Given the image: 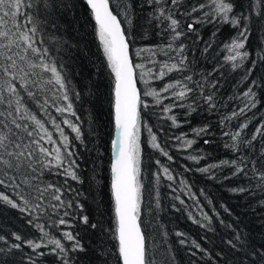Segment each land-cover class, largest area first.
Masks as SVG:
<instances>
[{
  "label": "snow or ice",
  "instance_id": "snow-or-ice-1",
  "mask_svg": "<svg viewBox=\"0 0 264 264\" xmlns=\"http://www.w3.org/2000/svg\"><path fill=\"white\" fill-rule=\"evenodd\" d=\"M86 8V14L79 27L85 31L94 20L93 33L102 47L105 58V67L110 69L114 77V126L118 131L116 138L111 140L113 159L110 162V191L114 202V224L107 229L99 223H91L87 215L79 217L83 225L93 230L100 229L101 235L105 233L111 241H115L116 264H155V258L148 246V233L145 231L147 223L143 219L144 207H147L152 218L155 219L162 211L159 194L153 201L150 197L153 187L142 183L141 178V128L144 126L150 134L149 143L153 149H159L169 161L171 155L156 142L157 136L152 129L147 127L144 111L150 106L144 97H155V103L160 105L162 99H172L171 104L163 105L161 111L170 113L173 108H186V116L196 112L198 102L203 101L208 111L216 109L214 102L215 93L204 94L205 85L199 81L195 87H190L193 82L192 76H184L183 79L165 83L159 90L150 86L141 90L138 82L149 84L146 77L154 80H163L172 72H183L188 59L186 55L187 45L181 38H187L189 33H195L197 39H202L198 34L197 24L209 23L217 25H230L236 29V35L230 43L225 42L223 47L230 53L224 57V63L231 62L233 70L242 67L245 61L251 60V67L245 72V79L252 75L253 71L264 64V0H248L247 8L243 0H203L192 4L190 9L185 0H80ZM143 9L149 7L151 11L146 13L145 28L141 33L142 39L149 36L148 28L155 27L157 34L167 38V43L133 48L134 21L136 19L135 7ZM210 11H205L206 8ZM74 3L69 0H0V186L4 189L11 188L23 204L17 203L8 195L0 192V203L12 209H18L21 213L27 212L32 216L28 224L34 226L41 233L39 242L35 240H23L20 235L13 233L12 236L18 243L8 245L7 238L0 235V242L7 247H0V261L8 264V258L14 256V251H22L27 246L36 256H52L59 264H73L70 252H83L84 247L77 238L78 233L73 235L71 231H62L60 238H49L50 233L45 230L44 224L38 223L42 217L51 220V227L67 228L71 224L72 209L83 210L79 197L83 193L73 188L69 180L83 184L84 180L79 175V154L75 151L74 141L82 140L80 126L70 118L65 117L60 122L49 111L54 106L55 112L62 116L69 113L76 115L74 103L81 99V92L72 84L71 75L67 70L66 62L61 53L67 54L69 48L77 49L78 44L59 38L56 46L48 44L45 30L52 28L58 31L62 27V21L66 14L73 12ZM237 8L242 9L237 11ZM193 13H202L198 18L187 24V32L184 30L181 19L177 16L189 18ZM74 23L77 21L74 20ZM66 32V28L64 29ZM260 33L257 44L248 50L246 45L250 37ZM216 33H213L215 36ZM83 38V37H81ZM212 47L211 42L203 49L207 53ZM175 53V58L170 54ZM162 54L172 60H156L157 55ZM137 60L141 62H137ZM146 65H151L147 67ZM222 66V65H221ZM139 70V71H138ZM214 68L213 72L218 71ZM210 76L211 73H208ZM264 80V76L261 77ZM207 80V76L204 77ZM252 86L259 87L257 80L251 81ZM250 86L243 97L246 102L239 112L233 111L231 116L222 117L220 123L243 115L246 111L256 108L259 100L253 87ZM212 88L216 87L212 83ZM179 89V91H177ZM199 92V95L196 93ZM161 93H170V96L162 97ZM193 97L192 103L177 104L176 101H185ZM43 97V100L41 99ZM29 102L35 105L37 112H33L28 106ZM66 102V103H64ZM39 113L47 115L45 121ZM173 125H177L175 115L168 116ZM27 121H31L29 124ZM48 124L52 128L49 130ZM61 124L75 133L70 141L69 135ZM210 125L194 128L193 133L199 137L207 133ZM247 123L241 124L240 128H247ZM53 132L58 134L53 138ZM187 134H182L186 136ZM224 136H230L233 143L225 144L224 147L233 152H238L240 146L236 143L240 132H224ZM264 138V123L256 127L251 139L242 143L253 149V141L257 137ZM182 137H176L181 140ZM195 141L185 139L184 146L191 147ZM205 143L209 141L205 140ZM47 145H52L48 147ZM71 145V149L70 146ZM203 157L189 156L188 159L198 162ZM259 162V166H258ZM158 170L155 173L157 181L166 176L172 181L175 177L168 167L156 160ZM249 165H251L249 167ZM231 167L234 171L230 177L243 175L246 179L256 182V187L264 191V143L261 145L260 154L256 159L241 157L239 161H220L197 170L204 174L212 173L210 178H215L213 169L219 167ZM45 174L53 177L45 180ZM62 178L61 180L55 179ZM184 183V181H181ZM230 191L243 193L248 188H232ZM71 194L72 198H67ZM179 199V197H176ZM181 204L184 201H180ZM259 206L264 207V200L259 201ZM175 207V205H173ZM55 216L56 219H52ZM191 216V214H190ZM204 219L211 220L207 213H203ZM200 224V221L194 220ZM202 227L206 226L201 224ZM235 231V230H234ZM177 236L184 233L177 232ZM62 240L71 242V247L66 248ZM184 245L186 241H179ZM197 251L204 252L200 244L191 242ZM234 254L233 258L226 257L224 253L216 255L217 260H223L225 264H264V243L253 244L246 236L235 231L234 240L226 241ZM51 246V247H49ZM41 248L48 249L46 252L38 251ZM195 255V253H192ZM101 256L102 264H108L107 257L111 252L105 251ZM20 264H36L31 255Z\"/></svg>",
  "mask_w": 264,
  "mask_h": 264
},
{
  "label": "trees",
  "instance_id": "trees-1",
  "mask_svg": "<svg viewBox=\"0 0 264 264\" xmlns=\"http://www.w3.org/2000/svg\"><path fill=\"white\" fill-rule=\"evenodd\" d=\"M117 0H113V3ZM203 2V0H185L187 7H182V11L190 9L192 4ZM74 3L73 12L65 15L62 21V27L58 31L52 28L45 30V36L48 44L56 46V40L64 38L73 44H78L77 49L69 48L67 54L61 53L66 62V67L71 75L73 86L81 92V99L74 103L76 117L65 113L63 116L55 112L54 106L49 107V111L57 122L65 117L70 118L77 123L82 132V140L74 141L75 151L79 154L78 163L80 164L79 175L84 180L79 184L69 180L71 186L83 193L79 197V202L83 205V210L72 209L71 224L73 227L60 228L51 227V220L42 217L38 223L44 224L45 230L50 233L49 238H60L62 231H71L73 235H78V239L84 247V251L70 252L73 264H102L101 256L98 253L105 251L111 252L112 255L107 257L108 264H116L115 249L107 234L101 235L100 229L93 230L83 225L79 217L87 215L91 223H99L105 229L110 224H114V202L110 191V162L111 140L114 135V94L113 85L114 77L110 69L105 67V58L102 47L99 46L98 40L93 33L94 20L90 21V26L85 31L79 27L82 22L86 8L80 0H69ZM244 7L247 8L248 0H243ZM135 7V4H134ZM206 8L205 11H210ZM242 9L237 8V11ZM136 19L134 21L133 48L162 45L167 43V38H162L157 34L153 26L148 28L149 36L147 39L141 38V33L145 28L146 13L151 9L145 6L143 9L135 7ZM202 13H193L191 17H180L184 30L187 32V24L193 19L198 18ZM74 20L77 23H74ZM198 34L202 39H197L195 33H189L187 38L182 37L181 41L187 45L186 55L188 57L187 67L183 72H172L165 76L163 80H154L150 77L149 84L145 85L138 82V88L142 91L149 86L159 90L165 83L183 79L184 76H192L193 82L190 87H195V82L199 81L205 85L204 94L215 93L214 102L217 107L213 111H208L207 105L202 100L198 102L196 112L186 116V108L175 107L170 113L161 111L163 105L171 104L172 99H162V103L157 105L155 97L141 96L143 101L149 104V108L144 111L147 127L152 129V133L157 136V143L173 157L171 161L163 156L159 149H153L148 142L150 134L144 126L141 128V178L142 183L146 186L153 187L154 191L150 197L153 201L156 194H159L162 211L153 219L147 207H144L143 219L147 223L145 231L148 233V246L151 249L155 264H225L223 260H217L218 253H224L226 257L233 258L234 254L226 241L234 240L235 231H239L242 236H246L253 244L259 245L264 243V207L259 206V201L264 200V191L256 187L254 180L246 179L242 174L239 176L227 178L234 171L233 168L223 166L213 169L215 178H210L212 173L204 174L197 169L212 164H219L220 161H232L241 157L247 159H256L264 143V138L257 137L253 141V149L248 148L242 142L251 139L256 127L264 123V64H260L248 79H245V72L251 67V60L245 61L242 67L235 70L231 67V62L224 63V57L229 55L223 45L231 41L236 35V29L230 25H220L217 31V25L203 23L197 24ZM66 28V32L65 29ZM216 33L213 36V33ZM260 33L250 37L246 45L251 50L256 44ZM83 37V38H81ZM211 42L212 47L207 53L203 49L207 43ZM175 58V53L170 54ZM156 60H169L162 54L155 57ZM137 62H141L137 60ZM222 65V66H221ZM151 67V65H146ZM214 68L218 71L213 72ZM139 71V70H138ZM208 73H211L209 76ZM207 76V80L204 77ZM257 80L259 87L252 86L251 81ZM212 83L216 84L212 88ZM252 86L253 91L259 100L256 108L246 111L243 115L225 120L220 123L222 117L231 116L233 111L239 112L246 102L243 93ZM179 91V89H177ZM199 95V92L196 93ZM162 97L170 96V93H161ZM43 100V97L41 98ZM193 97L185 101H176L177 104L192 103ZM66 103V102H64ZM35 113L38 110L35 105L29 102L28 105ZM175 115L177 125H173L168 116ZM39 116L45 121L47 115L39 113ZM31 124V121H27ZM247 123L248 127L241 129L240 125ZM204 125H210L207 133L197 137L193 133L194 128H200ZM51 130V124L47 125ZM65 133L69 135L70 141L73 140L75 133H72L66 125L61 124ZM239 131L240 136L236 143L240 146L238 152H233L224 147L233 141L230 136H224V132L235 133ZM182 134H187L182 137ZM58 134L53 132V138L57 139ZM176 137H182L177 140ZM185 139H192L195 142L191 147L184 146ZM205 140L209 143H205ZM57 143L60 141L57 139ZM52 147V145H47ZM71 149V145L69 146ZM203 157L198 162L189 160V156ZM156 160L168 167L174 180H167L166 176H161L157 181L155 173L158 170ZM251 165H249L250 167ZM259 166V162H258ZM264 170V169H262ZM45 180H52L53 177L45 174ZM61 180L62 178L56 177ZM184 181V183H181ZM248 188L247 192L234 193L232 188ZM0 192L8 195L11 199L19 204L22 201L16 196L15 191L11 188L4 189L0 186ZM179 197V199H176ZM71 199V194L67 195ZM184 201L183 204L180 201ZM175 205V207H173ZM203 213L211 217L210 221L204 219ZM191 214V216H190ZM32 216L29 213H21L18 209H12L0 203V235L5 236L8 245L18 243L12 236L16 233L23 240H35L39 242L41 233L34 226L28 224ZM52 219H56L52 216ZM194 220L200 221V224L194 223ZM201 224L206 225L204 227ZM235 230V231H234ZM184 233V236H177L176 233ZM184 239L186 243L181 245L179 241ZM195 241L200 244L204 252L197 251L191 243ZM66 248L71 247V242L62 240ZM0 247H7L4 242H0ZM51 247V246H49ZM48 249L41 248L38 251L46 252ZM192 253H195L193 255ZM31 255L36 264H59L52 256H36L30 248L23 246L22 251H14V256L8 258V264H20L21 260L27 259ZM0 264H3L0 261Z\"/></svg>",
  "mask_w": 264,
  "mask_h": 264
},
{
  "label": "water",
  "instance_id": "water-1",
  "mask_svg": "<svg viewBox=\"0 0 264 264\" xmlns=\"http://www.w3.org/2000/svg\"><path fill=\"white\" fill-rule=\"evenodd\" d=\"M117 137V129L115 128L113 139ZM113 153H112V159H113Z\"/></svg>",
  "mask_w": 264,
  "mask_h": 264
},
{
  "label": "bare ground",
  "instance_id": "bare-ground-1",
  "mask_svg": "<svg viewBox=\"0 0 264 264\" xmlns=\"http://www.w3.org/2000/svg\"><path fill=\"white\" fill-rule=\"evenodd\" d=\"M117 135H118V131H117Z\"/></svg>",
  "mask_w": 264,
  "mask_h": 264
}]
</instances>
